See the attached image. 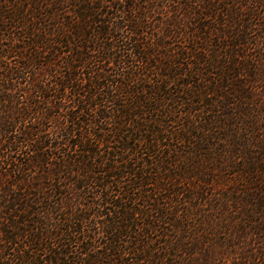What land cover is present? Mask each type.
I'll return each instance as SVG.
<instances>
[{
    "label": "trees",
    "instance_id": "1",
    "mask_svg": "<svg viewBox=\"0 0 264 264\" xmlns=\"http://www.w3.org/2000/svg\"><path fill=\"white\" fill-rule=\"evenodd\" d=\"M0 264H264V0H0Z\"/></svg>",
    "mask_w": 264,
    "mask_h": 264
}]
</instances>
